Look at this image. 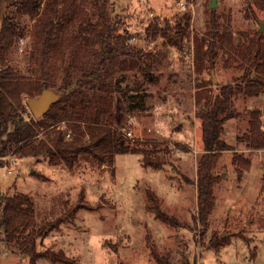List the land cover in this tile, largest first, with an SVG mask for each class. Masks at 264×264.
I'll return each mask as SVG.
<instances>
[{
  "label": "rangeland",
  "instance_id": "rangeland-1",
  "mask_svg": "<svg viewBox=\"0 0 264 264\" xmlns=\"http://www.w3.org/2000/svg\"><path fill=\"white\" fill-rule=\"evenodd\" d=\"M49 2L42 0L43 6ZM211 2L109 0L112 19L120 18L121 30L132 37V45L155 54L153 82L141 70L118 74L127 77L123 85H130L134 93L143 87L148 92L143 108L129 114L131 145L155 150L161 157L168 150L167 164L160 169L145 167L142 155L134 154L116 156L113 166L82 160L74 169L34 157L16 156V162L14 156L2 158L0 194H29L38 223L64 220L40 240L38 251L62 250L70 264H264V150L251 152L237 142L249 130L251 111L261 110L264 122V92L244 93L246 83L239 79L246 67L244 48L259 32L264 11L255 7L254 0H216L215 9ZM22 21L27 35L6 58L28 76L34 66L30 52L38 19ZM224 34L226 42L220 38ZM202 40L217 45L214 69L206 65L197 70V42ZM225 87L242 92L235 90L231 100L235 117L225 123L222 139L249 157L252 166L239 178L233 151L221 155L215 169L220 175L215 207L202 224L197 218L196 182L204 152L197 96L211 93L214 98ZM148 193L175 222L156 216L149 208ZM222 233L229 236L222 238ZM214 235L226 240L218 250L211 245ZM0 264L31 262L1 242ZM37 264L63 263L41 258Z\"/></svg>",
  "mask_w": 264,
  "mask_h": 264
},
{
  "label": "trees",
  "instance_id": "trees-1",
  "mask_svg": "<svg viewBox=\"0 0 264 264\" xmlns=\"http://www.w3.org/2000/svg\"><path fill=\"white\" fill-rule=\"evenodd\" d=\"M254 4L264 11V0H254ZM23 17L38 19L30 52L34 66L28 76L9 65L6 58L27 35ZM125 31L121 30L119 17L112 19L109 0H66L62 4L52 0L45 6L42 0H0V160L8 156L34 157L74 169L82 160L113 166L116 156L134 154L142 155L145 167L160 169L167 164L168 150L161 152V157L155 150L133 147L132 139L124 134L129 130L131 113L143 108L148 92L143 87L139 94L134 93L130 85H123L127 77L118 74L141 70L153 82L150 72L155 58V54L132 45V37ZM220 38L222 42L228 40L225 34ZM216 47L211 41L197 42V70L206 65L215 68ZM244 49L246 67L239 78L246 83L243 92L259 96L264 92V32H256ZM199 85L204 87V81ZM44 90H52L60 97L42 117L36 118L28 100ZM235 90L242 92L237 87H225L214 98L211 93L197 96L196 118L201 123L204 152L198 162L196 182L197 218L202 224L208 222L215 207L214 191L220 181L215 169L221 155L233 151L239 178L252 166L249 157L222 139L225 123L235 117L231 109ZM237 142L251 152L264 150L261 110L251 111L249 130L238 136ZM148 195L149 208L156 216L175 222L161 210L157 197ZM63 222L57 219L38 223L29 194H0V243L17 248L22 256L30 258L31 264L41 258L70 264L62 250L38 251L40 240ZM225 241L214 235L211 245L218 250Z\"/></svg>",
  "mask_w": 264,
  "mask_h": 264
},
{
  "label": "water",
  "instance_id": "water-1",
  "mask_svg": "<svg viewBox=\"0 0 264 264\" xmlns=\"http://www.w3.org/2000/svg\"><path fill=\"white\" fill-rule=\"evenodd\" d=\"M217 7L216 0H212L210 4L211 9H215ZM259 32H264V22L260 24ZM1 67V63H0ZM214 76V73H213ZM214 81H216V78L214 76ZM60 95L52 90H44L41 95L37 98H31L28 100V106L34 116L36 118L42 117L50 108V106L55 103L59 99ZM226 236H229L225 233L221 234L222 238H225Z\"/></svg>",
  "mask_w": 264,
  "mask_h": 264
},
{
  "label": "built area",
  "instance_id": "built-area-1",
  "mask_svg": "<svg viewBox=\"0 0 264 264\" xmlns=\"http://www.w3.org/2000/svg\"><path fill=\"white\" fill-rule=\"evenodd\" d=\"M183 8L185 9L186 6L183 5ZM124 134H125V136H126L127 138L132 139V138H131V136H132V132H131L130 130L125 131ZM17 160H18L17 157L14 156V157H13V161L16 162Z\"/></svg>",
  "mask_w": 264,
  "mask_h": 264
}]
</instances>
